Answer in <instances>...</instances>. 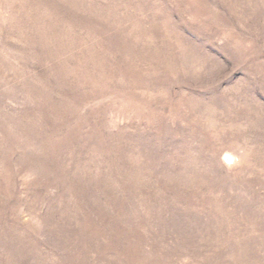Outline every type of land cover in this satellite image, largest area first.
<instances>
[{
    "label": "rangeland",
    "instance_id": "obj_1",
    "mask_svg": "<svg viewBox=\"0 0 264 264\" xmlns=\"http://www.w3.org/2000/svg\"><path fill=\"white\" fill-rule=\"evenodd\" d=\"M0 264H264V0H0Z\"/></svg>",
    "mask_w": 264,
    "mask_h": 264
}]
</instances>
